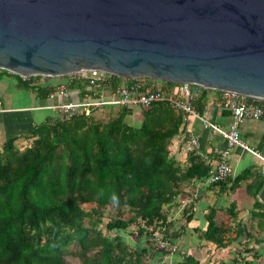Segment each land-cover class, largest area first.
I'll return each instance as SVG.
<instances>
[{"label": "trees", "instance_id": "obj_1", "mask_svg": "<svg viewBox=\"0 0 264 264\" xmlns=\"http://www.w3.org/2000/svg\"><path fill=\"white\" fill-rule=\"evenodd\" d=\"M13 76L23 86L34 78ZM120 81L111 77L108 88ZM144 81L152 91L170 92ZM69 82L86 88L84 94L92 92L85 82ZM34 90L44 92L41 96L53 92ZM209 93L222 95L199 89L191 102L197 114ZM110 108H89L87 115L75 113L66 119L57 111L26 134L24 149H17L15 140L1 147L0 264H68L66 256L78 264H142L149 249L154 256L167 253L157 248L154 234L172 244L167 217L179 205L182 184L203 181L207 165L185 153L182 144L172 147L186 117L183 111L167 103L122 106L114 112ZM133 114L137 124L125 122ZM183 156L187 165L181 167ZM106 208L116 212L103 224ZM212 214L209 210L205 215L201 238L223 247L225 231L214 226ZM131 224L136 226L135 242L125 237Z\"/></svg>", "mask_w": 264, "mask_h": 264}, {"label": "water", "instance_id": "obj_2", "mask_svg": "<svg viewBox=\"0 0 264 264\" xmlns=\"http://www.w3.org/2000/svg\"><path fill=\"white\" fill-rule=\"evenodd\" d=\"M0 70H89L264 101V0H0Z\"/></svg>", "mask_w": 264, "mask_h": 264}, {"label": "crops", "instance_id": "obj_3", "mask_svg": "<svg viewBox=\"0 0 264 264\" xmlns=\"http://www.w3.org/2000/svg\"><path fill=\"white\" fill-rule=\"evenodd\" d=\"M60 84L65 85L60 96L52 95L53 92L41 96L44 92L39 95L34 90L37 87L54 90ZM154 86L174 89L167 85ZM85 90L72 86L67 76L34 77L29 85L23 86L12 74L0 72V149L8 140H15L16 144L35 126L54 116L57 110L53 106L82 100ZM206 98L202 113L198 115L221 130L228 129L230 116L221 107V97L209 93ZM236 130L241 142L264 157V124L261 121L243 120ZM190 135L196 138L201 155L209 156L213 148H227L220 135L204 127L199 119L186 116L174 141L179 146L180 141ZM227 161L232 173L225 181L207 185L192 179L182 184L179 205L167 217L175 251L157 256L161 264H264V164L237 147L229 148ZM185 165L187 159L183 156L179 166ZM209 210L213 212L214 226L225 231L227 243L223 247L201 238Z\"/></svg>", "mask_w": 264, "mask_h": 264}, {"label": "built area", "instance_id": "obj_4", "mask_svg": "<svg viewBox=\"0 0 264 264\" xmlns=\"http://www.w3.org/2000/svg\"><path fill=\"white\" fill-rule=\"evenodd\" d=\"M68 80H76L85 82L86 86L92 92L85 94L83 99L78 102H65L60 103L52 108L59 111L65 119L75 113L88 114L89 108H101L104 105L111 106L113 109L122 106H148L151 103H167L172 108L178 109L185 113V116H191L199 119L203 126L216 132L224 139L226 149L218 150L211 149L208 155H201L197 150L196 138L192 135L187 139L180 141L183 145V151L188 154H195L204 160L207 165V174L202 183L211 185L225 181L231 176V168L228 164V150L232 147H237L240 150L250 154L255 159L264 164V157H262L255 150L247 147L238 138L236 127L238 123L243 120L261 121L264 124V101L261 103H247L245 98L232 94L222 93L221 107L226 110L230 116V124L228 129L221 130L215 125L205 121L201 118L192 108L191 102L197 97L199 89L196 86L178 84L170 92L162 90L152 91L150 86L145 84L144 79H124L120 78V83L113 89L108 88L109 81L112 76L106 73H100L89 70H81L76 73L67 75ZM118 78V77H116ZM65 85H57L52 95H63ZM259 101V100H256ZM178 146L177 141H173L172 147L176 149ZM215 159V162H211ZM154 241L159 250L167 251L172 254L175 248L167 240L162 239L161 235L154 234Z\"/></svg>", "mask_w": 264, "mask_h": 264}, {"label": "rangeland", "instance_id": "obj_5", "mask_svg": "<svg viewBox=\"0 0 264 264\" xmlns=\"http://www.w3.org/2000/svg\"><path fill=\"white\" fill-rule=\"evenodd\" d=\"M153 81V80H152ZM153 84H155L157 87H160V86H162L163 85V82H157V81H153ZM113 112H114V109L113 108H110ZM134 115V114H133ZM133 115H130V116H128L126 119H125V122H127V123H129V124H132V125H135V124H137L136 122H138V120H139V118L137 117V115L135 114L134 116ZM136 116V117H135ZM27 143H25V141H24V139H22V140H19L16 144H15V146H16V148L17 149H24V147H26L25 145H26ZM115 210L114 209H110V208H106L104 211H103V219H102V223L104 224V223H106L107 222V220L109 219V218H112V217H114V215H115ZM136 231V226L134 225V224H131V225H129L128 226V228L126 229V231L125 232H130V233H126L125 234V237L130 241L131 240V242H135V238L133 237V233ZM158 233V235H160L159 234V232H156V234ZM134 240V241H133ZM143 247L145 246V238L141 241V243H140ZM154 254H156V253H154V250L153 249H149L148 250V252H147V254H146V256H144V257H142L141 258V262H142V264H156L157 262L159 263V264H161L158 260H157V256H154ZM65 261L68 263V264H78L79 262L75 259V258H73V257H71V256H66L65 258Z\"/></svg>", "mask_w": 264, "mask_h": 264}]
</instances>
